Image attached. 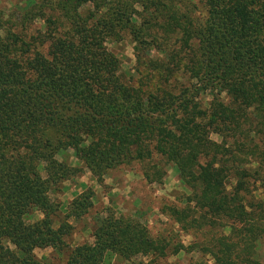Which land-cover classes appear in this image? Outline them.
<instances>
[{"label":"trees","instance_id":"trees-1","mask_svg":"<svg viewBox=\"0 0 264 264\" xmlns=\"http://www.w3.org/2000/svg\"><path fill=\"white\" fill-rule=\"evenodd\" d=\"M124 42L136 81L109 47ZM69 150L100 184L134 162L161 183L172 164L185 192L160 208L165 234L108 207L92 241L74 244L69 220L97 194L84 186L58 219L49 191L73 179L58 159ZM46 248L64 264H179L180 252L197 254L188 264H264V0L0 9V264H44Z\"/></svg>","mask_w":264,"mask_h":264},{"label":"rangeland","instance_id":"rangeland-1","mask_svg":"<svg viewBox=\"0 0 264 264\" xmlns=\"http://www.w3.org/2000/svg\"><path fill=\"white\" fill-rule=\"evenodd\" d=\"M16 1L0 0V9L6 12L12 8ZM37 24H40V22H37ZM109 47L120 53L124 73L127 76L129 73L134 75L135 77L133 76V78L136 81L139 76L133 70L132 45L124 42L120 45L109 44ZM64 155L65 157L58 156V159L65 158L75 168V171L72 180L54 186L49 191L50 198L61 204L58 219L64 216L66 203L77 192L81 191L84 186H89L97 194V201L87 215H84L78 222H74L72 219L69 220L75 227L74 234L71 236V241L74 244L92 241L90 234L94 225L93 217L96 213H100L108 207L115 209L117 213L137 218L148 227L153 236L165 234L169 221L160 213V208L165 202L177 200L180 197V193L185 192V189L178 181L177 173L172 164L167 168L166 175L161 180V183H148L142 176L143 165L134 162L128 166H120L110 171L108 175L103 177V181L100 184L73 157L72 151L69 150ZM40 216L39 212H34L28 220L34 221ZM54 225L58 226L59 222L55 221ZM177 228L178 226L175 225L174 233H176ZM175 236V239L181 240L184 245L191 240V237L183 232H179ZM35 254L44 264H64L65 262V258L62 255L58 256L51 248L37 249ZM197 258L198 256L195 253L186 254L180 252L178 255L171 257L170 260H176L179 264H188L190 260H196Z\"/></svg>","mask_w":264,"mask_h":264}]
</instances>
